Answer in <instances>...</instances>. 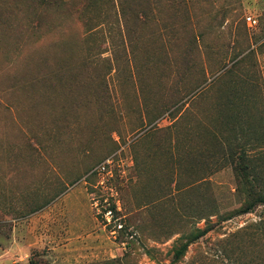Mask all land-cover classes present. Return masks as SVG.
I'll list each match as a JSON object with an SVG mask.
<instances>
[{
    "label": "rangeland",
    "instance_id": "rangeland-1",
    "mask_svg": "<svg viewBox=\"0 0 264 264\" xmlns=\"http://www.w3.org/2000/svg\"><path fill=\"white\" fill-rule=\"evenodd\" d=\"M62 1L0 0V264H264V0Z\"/></svg>",
    "mask_w": 264,
    "mask_h": 264
},
{
    "label": "trees",
    "instance_id": "trees-1",
    "mask_svg": "<svg viewBox=\"0 0 264 264\" xmlns=\"http://www.w3.org/2000/svg\"><path fill=\"white\" fill-rule=\"evenodd\" d=\"M105 3H108V1L110 0H103ZM39 5H42L43 8L46 11L50 10L51 8H57V7H61V5H63L65 2L62 0H37ZM130 2H128V0H118V5L119 8L121 10V14L125 15V9L128 8V10H134V6H129L131 4H129ZM129 6V7H127ZM136 7V5H135ZM127 15V14H126ZM140 16H147L145 14V12H141L139 14ZM86 24H88V21L86 22ZM22 38V37H21ZM210 131V130H209ZM209 131H208V138L206 137V143H208V139H209ZM239 131V130H238ZM237 131V135L239 134V132ZM251 137V136H250ZM258 137V136H257ZM260 137H263V135H260ZM254 138L256 141H264V138ZM253 138V137H251ZM262 139V141H261ZM210 140V139H209ZM211 142V141H210ZM263 143V142H262ZM212 146L213 143L211 142ZM240 150L236 149V152L231 149L230 152L233 153V158L234 156H237V158L241 159L239 162H237V164H232L233 168L238 171V173L242 172V176L244 177L245 183H244V187L246 189L245 192V199L243 202V209L245 212L250 211L256 204H264V194L261 193V191L259 189H256V182H258V180H260L261 177H255L258 176L257 173H259V170H254V164L252 163V160L248 159L250 158V153L246 150H244V147L241 146L239 147ZM239 151V152H237ZM233 160V159H232ZM233 163V161H232ZM260 166H258L259 168ZM262 180V179H261ZM237 181V185H238ZM263 223L264 224V220H261L260 224ZM207 228L200 230L196 233L195 238H199L200 236L204 235L207 232ZM189 243L185 242V243H181L176 251H175V260L180 259L184 254L185 251L187 249Z\"/></svg>",
    "mask_w": 264,
    "mask_h": 264
},
{
    "label": "built area",
    "instance_id": "built-area-1",
    "mask_svg": "<svg viewBox=\"0 0 264 264\" xmlns=\"http://www.w3.org/2000/svg\"><path fill=\"white\" fill-rule=\"evenodd\" d=\"M247 18H248L247 23L249 26H253V25L257 24V20L254 17L249 16ZM105 169H106V166H105V164H103L101 167V170H105Z\"/></svg>",
    "mask_w": 264,
    "mask_h": 264
}]
</instances>
